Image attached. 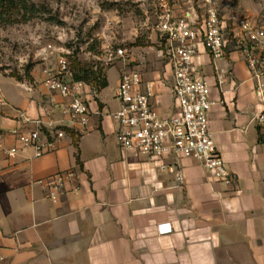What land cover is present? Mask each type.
Instances as JSON below:
<instances>
[{
  "label": "crops",
  "instance_id": "1",
  "mask_svg": "<svg viewBox=\"0 0 264 264\" xmlns=\"http://www.w3.org/2000/svg\"><path fill=\"white\" fill-rule=\"evenodd\" d=\"M181 12L168 13L181 17ZM231 14L219 10L228 24ZM230 32L223 31L222 59L212 62L199 44L194 62L214 102L208 123L216 152L237 178L231 187L214 181L192 158L149 159L116 145L112 115L119 108L116 90L123 72H138L142 88L152 85L151 105L158 114L175 113L171 73L158 56L153 25L140 28L138 41L147 46L110 57L104 89L83 84L85 125L70 124L63 113L69 99L42 85L45 71L57 64H35L30 81L0 72L7 103L0 109V264H264V138L252 121L261 105L246 47ZM18 111L41 121L43 131L64 132L54 150L35 157L32 148L20 145L12 130L26 132L35 125L20 121ZM10 148L17 150L13 158L6 154ZM162 165L181 171L182 186ZM68 170L76 178L53 204L37 181ZM159 224H170L171 232L159 235Z\"/></svg>",
  "mask_w": 264,
  "mask_h": 264
},
{
  "label": "built area",
  "instance_id": "2",
  "mask_svg": "<svg viewBox=\"0 0 264 264\" xmlns=\"http://www.w3.org/2000/svg\"><path fill=\"white\" fill-rule=\"evenodd\" d=\"M201 16L184 14L172 17L169 13L160 16L157 25L159 33L158 56L169 67L171 73L170 92L175 113L161 115L151 105L152 85L145 84L138 72H123L120 75L116 90L119 102L118 110L112 115L117 125L115 141L123 151L137 152L149 159L164 160L172 157L175 162L182 158L196 160L213 178L214 181L227 187L236 182L216 152L212 135L209 131L208 114L214 105L210 99V88L200 74L194 62L197 46L200 44L212 62L222 59L225 29L231 30L230 36L246 47L245 62L254 81V93L261 105V110L252 121L262 131L264 138V20L258 21L248 15L232 13L226 22L219 15L218 0H200ZM51 46H46L39 55L45 59ZM125 49H118L116 56L123 57ZM222 71L217 80L222 83ZM49 92L69 99L63 111L69 123L85 125L88 119V107L81 94L83 83L72 80L69 62L64 55H59L57 67L46 70L42 82ZM7 105L0 93V109ZM18 119L24 124L32 123L35 129L22 132L20 128L12 130L22 147H30L35 157H41L56 147V142L64 137L62 130L50 132L42 130L41 121H30L24 112L18 111ZM15 148L6 151L13 158ZM174 174L177 187L182 186L183 177L177 167H165ZM76 173L73 170L57 173L38 180L47 199L56 204L66 183L73 181ZM78 189L74 188L73 192ZM159 235L171 232L170 224H159L156 227Z\"/></svg>",
  "mask_w": 264,
  "mask_h": 264
},
{
  "label": "rangeland",
  "instance_id": "3",
  "mask_svg": "<svg viewBox=\"0 0 264 264\" xmlns=\"http://www.w3.org/2000/svg\"><path fill=\"white\" fill-rule=\"evenodd\" d=\"M28 1L39 8V17L27 24L0 28L1 73L23 74L28 63L46 62L47 67L53 68L59 55L67 58L69 66L76 59L108 67L113 62L110 57L115 56L118 49H129L139 42L140 28L157 27L160 16L165 13L180 10L179 15H182L187 8L202 13L200 0ZM222 8L264 20V0H223L220 12ZM50 16L53 22L45 20ZM143 42L142 45L147 46ZM48 45L51 50L43 59L39 53ZM113 70L109 72L110 81L114 80ZM106 94L111 97L110 89Z\"/></svg>",
  "mask_w": 264,
  "mask_h": 264
},
{
  "label": "trees",
  "instance_id": "4",
  "mask_svg": "<svg viewBox=\"0 0 264 264\" xmlns=\"http://www.w3.org/2000/svg\"><path fill=\"white\" fill-rule=\"evenodd\" d=\"M39 15V8L30 3L28 0H0V28L27 24L36 17H39ZM45 20L53 22V17L50 16ZM140 45L142 46L140 42H136L131 46ZM34 66L35 63H28L23 68V74H9V76L14 78L16 81H30V73ZM105 68L106 67H104L102 63L87 64L81 63L76 59H74L69 66L72 80L74 82H81L95 88L98 91L107 86Z\"/></svg>",
  "mask_w": 264,
  "mask_h": 264
}]
</instances>
